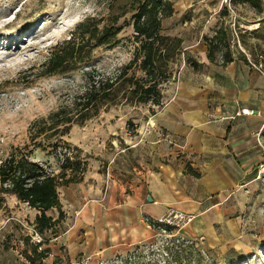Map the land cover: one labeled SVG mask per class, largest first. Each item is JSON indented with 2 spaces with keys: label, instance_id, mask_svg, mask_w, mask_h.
I'll return each mask as SVG.
<instances>
[{
  "label": "rangeland",
  "instance_id": "374dc122",
  "mask_svg": "<svg viewBox=\"0 0 264 264\" xmlns=\"http://www.w3.org/2000/svg\"><path fill=\"white\" fill-rule=\"evenodd\" d=\"M222 1L207 0L208 7L193 11L207 12L202 24L208 27V36L204 38H211L219 29L226 34L209 64L235 59L264 73V0L258 7L239 0L228 5ZM136 7H131V0H0V160L25 155L46 172L58 175L63 172L64 159L70 157L81 164L75 174L78 179L89 168H105L109 156L150 137V115L158 106L153 109L150 103H136L121 84L115 85L118 88L111 101L93 103L85 110L81 107L90 85L97 88L99 81L114 80L132 61L139 46L132 27ZM209 12H213L212 18ZM87 19L99 30L107 26L118 29L114 40L102 45L92 41L73 70L43 75L41 64L53 48L68 40ZM172 25L164 19L162 33L170 34ZM178 67L179 61L171 65V75L160 90L173 81ZM129 75L141 78L144 73L134 63L127 69ZM67 118L72 122L61 124ZM253 184L244 191L246 200L240 213L244 248L209 249L200 237L186 234L191 241L185 245L145 253L138 247L132 251V259L125 254L122 262L111 258L104 264H264V182ZM34 213L26 203L0 189V264H39L33 253L38 243L31 237ZM48 214L58 215L55 211ZM61 221L57 231L41 234L43 241L37 247V251L49 249L47 258L52 257L53 264H61L50 249L64 226ZM47 258L42 264H49Z\"/></svg>",
  "mask_w": 264,
  "mask_h": 264
},
{
  "label": "crops",
  "instance_id": "0c3cea01",
  "mask_svg": "<svg viewBox=\"0 0 264 264\" xmlns=\"http://www.w3.org/2000/svg\"><path fill=\"white\" fill-rule=\"evenodd\" d=\"M168 1L169 35L182 41L175 78L161 90V107L149 105V138L58 188L64 226L50 249L61 264L127 254L152 240L144 219L169 210L191 216L184 234L209 249L245 247L240 213L262 159L254 133L264 118V73L235 59L209 64L207 12H193L207 0Z\"/></svg>",
  "mask_w": 264,
  "mask_h": 264
},
{
  "label": "trees",
  "instance_id": "16d2710c",
  "mask_svg": "<svg viewBox=\"0 0 264 264\" xmlns=\"http://www.w3.org/2000/svg\"><path fill=\"white\" fill-rule=\"evenodd\" d=\"M258 7L260 0H239ZM137 5L132 16V27L136 34L139 46L136 48L129 66L121 69L114 80L99 81L90 85L85 92L84 101L81 107L85 110L93 103L103 104L111 101L116 96V87L121 84L125 87L130 99L136 103L155 105L161 107V85L171 75L170 67L179 61L182 52V41L176 36L162 33V21L172 15V4L168 0H131V7ZM90 19L77 25L68 40L61 45L55 46L45 61L41 64L44 68L43 75L64 73L74 69V65L81 61L84 50L89 51L91 42L94 45H102L112 42L118 29L103 27L98 29L97 24L90 26ZM81 34V35H80ZM87 34V37H83ZM226 34L223 29L215 32L211 38H205L207 45V58L213 60L214 52L224 42ZM113 39V40H112ZM224 62H228L224 60ZM138 63V68L144 73L141 78L135 75L127 76V69L132 64ZM117 84V85H116ZM116 85V86H115ZM58 115V114H56ZM65 125L71 123V118L60 121ZM51 128V127H50ZM54 127H52L51 129ZM72 159V158H71ZM66 157L61 165L60 174L46 172L39 164L32 162L25 155L15 157L10 155L0 160V189L3 193L14 195L18 201L26 203L28 207L37 210L33 223L34 229L42 234L52 229L63 218L58 198V188L62 184L76 181L75 174L81 164L72 162ZM70 170L71 174H66ZM195 174V173H194ZM57 209L56 218L48 212ZM41 244H37L40 247ZM33 248L34 257L42 264V260L48 257L49 249L37 251ZM34 262V259L32 260ZM34 264V263H33Z\"/></svg>",
  "mask_w": 264,
  "mask_h": 264
},
{
  "label": "built area",
  "instance_id": "2783aa9c",
  "mask_svg": "<svg viewBox=\"0 0 264 264\" xmlns=\"http://www.w3.org/2000/svg\"><path fill=\"white\" fill-rule=\"evenodd\" d=\"M231 0H223L224 5H228ZM234 35L237 36L236 32ZM256 112L250 109H240L237 112V115H254ZM255 135L256 145L258 146L262 159L256 166V172L254 176V180L264 182V118H262L260 126L257 128ZM192 220V217L189 215H185L180 212H176L174 210H169L167 213L159 218L152 219L146 217L144 221L152 228L153 236L152 240L146 244H142L141 246H137L143 248L144 253L147 249H152L150 251L158 250V247L163 248L168 245H185L187 242L191 240L184 234V228L188 225V223ZM52 230V229H50ZM32 239L41 244L43 241L42 235L36 230H32L31 234ZM135 248V249H136ZM133 249L132 251H134ZM148 250V251H149ZM130 251L126 254L128 259H132L133 252ZM132 252V253H131ZM131 253V254H130ZM124 255H117L114 257V262H122ZM105 260H99L95 264H104ZM80 264H90L88 258H83L80 261Z\"/></svg>",
  "mask_w": 264,
  "mask_h": 264
},
{
  "label": "bare ground",
  "instance_id": "6f19581e",
  "mask_svg": "<svg viewBox=\"0 0 264 264\" xmlns=\"http://www.w3.org/2000/svg\"><path fill=\"white\" fill-rule=\"evenodd\" d=\"M25 28H26V27H25ZM23 30H24V29H23ZM0 42H1V41H0ZM8 45H9V44H8ZM8 45L5 44V47L8 46Z\"/></svg>",
  "mask_w": 264,
  "mask_h": 264
}]
</instances>
